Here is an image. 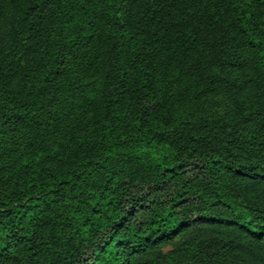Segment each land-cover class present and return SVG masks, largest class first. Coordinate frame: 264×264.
Masks as SVG:
<instances>
[{
    "label": "trees",
    "instance_id": "16d2710c",
    "mask_svg": "<svg viewBox=\"0 0 264 264\" xmlns=\"http://www.w3.org/2000/svg\"><path fill=\"white\" fill-rule=\"evenodd\" d=\"M0 264H264V0H0Z\"/></svg>",
    "mask_w": 264,
    "mask_h": 264
}]
</instances>
